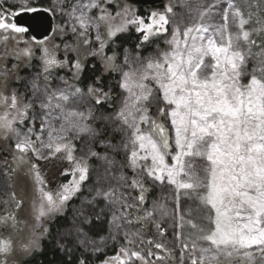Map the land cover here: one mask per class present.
Instances as JSON below:
<instances>
[{
	"label": "snow or ice",
	"instance_id": "6c2138e0",
	"mask_svg": "<svg viewBox=\"0 0 264 264\" xmlns=\"http://www.w3.org/2000/svg\"><path fill=\"white\" fill-rule=\"evenodd\" d=\"M110 4L115 11L105 6ZM176 6L184 11L173 25L171 17L177 14L172 4L151 12L146 22L117 0H75L67 15L76 41L64 43L60 58V45L48 37H33L24 48L8 51V43L19 44L29 31L17 17L50 9L33 0L10 5L0 0V61L12 57L30 63L33 44L41 53L39 70L27 81L30 98L16 89L8 92L7 63L0 69L5 80L0 138L14 141L11 172L27 165L41 185L29 236L0 235V264H19L20 256L38 248L36 230L48 233L45 218L63 213L85 188L88 195L75 210L72 228L60 238L74 237L80 246L99 252L89 235L94 226L106 222L113 240L123 231L126 244L101 264H153V256L175 264H264V0H227L226 8L221 0H177ZM130 26L141 33L138 50L171 28L167 48L149 56L126 50L117 63L120 54L107 55L105 48ZM53 31L66 34L61 26ZM93 43L98 47L82 57L79 48ZM88 57L99 58L100 69L88 65ZM18 68L19 63L13 64L11 71ZM61 69L72 73V82L57 75ZM85 72L91 73L90 82L80 87ZM112 72L120 76L119 95L105 83ZM55 80L62 86L53 87ZM76 142L84 143L80 156L75 155ZM29 153L36 160L63 154L73 165L72 179L56 192L45 191ZM92 160L99 164L93 166ZM157 188L169 191L149 202ZM11 196L21 209L23 201ZM166 219L173 221L178 256L176 248L152 240L147 243L166 257L134 250L136 239L143 243V227L154 225L163 235L167 229L161 221ZM22 224L15 212L0 216V226L17 233ZM79 264L89 262L81 258Z\"/></svg>",
	"mask_w": 264,
	"mask_h": 264
},
{
	"label": "rangeland",
	"instance_id": "374dc122",
	"mask_svg": "<svg viewBox=\"0 0 264 264\" xmlns=\"http://www.w3.org/2000/svg\"><path fill=\"white\" fill-rule=\"evenodd\" d=\"M41 1L46 2V5L38 6V7L43 8V9H50L49 12L54 18L52 31L50 35L48 36V38H50L52 42L60 45L57 55L60 58H63L64 43L65 42L74 43L76 41V36H74L70 31L73 21L70 20L69 16L67 15V12L71 10V6L75 3V0H63V3H60V0H33V3L35 6H37L36 5L37 2H41ZM14 2H16V0H8L9 5ZM117 2L120 4H125V2H123L122 0H117ZM237 2L240 4H243L244 0H237ZM169 4H172L174 6V12L177 14L171 17V19L173 20V25H175L176 23H180L181 14L183 13L184 10L176 6L177 0H163V2L157 7L143 8V10H141L140 8H137L136 6L132 4H128V5L133 9V11L136 12L138 16L144 17L147 22V18L149 17L151 12L163 11L164 8ZM105 6L108 7L109 10L111 11L116 10L115 4H110V5H105ZM221 7L222 8L227 7V0H221ZM59 8L64 9L63 14L61 13V11L55 10ZM93 14H98V12H96V10H93ZM215 19L217 22H219L220 17L216 16ZM187 22H188V18L187 16H185L184 23H187ZM57 26L64 27L66 30V34L60 35L54 32L53 30L56 29ZM181 26L183 27V25ZM103 31L104 30L102 28L101 29L102 34H103ZM130 31L139 35L136 41V45L140 44L141 39H142L141 33L135 30V26H130L127 32H130ZM127 32H124V33H127ZM170 33H171V28H169L168 34H162L158 37L152 38L149 43L142 45L139 50L137 49V47H127V46H124L120 50H117V47H116L117 43L115 42L114 45H111L110 47L105 48V53L107 55H112L113 51L118 52L120 55L117 60V63H122V56L126 50L132 54H136L137 52H139L141 56L155 55L157 54L158 49L165 50L167 48V45L164 43V41L166 39L171 38ZM95 34H96L95 29L91 30V38L93 41L95 40ZM120 34H123V33H120ZM25 41L31 42L32 38L25 34L24 37L20 40L19 44H17L15 41L8 43L7 50L11 51L13 48H16L17 50L22 49L25 46H27L24 43ZM259 42L260 40H258V43ZM32 47H33V50L35 51V57L32 59L30 63H28V61L24 58H22L18 62L12 57H10L6 62L0 61V69L4 67L5 63H7V68L9 69V74L7 78V91L10 92L12 89H16L20 93H25L28 98L31 97V92L28 91L27 81L31 79L34 76V74L39 70L40 61L38 58L41 55V53L38 50H36V46L34 44L32 45ZM96 47H98V44L96 43H93L88 48L81 46L79 48V54L82 57H85L87 56L88 52L91 49L96 48ZM2 50H4V44L0 43V51ZM69 56L71 58V57H74L75 54L69 53ZM16 63H19V68L16 71H11L12 65ZM86 63L88 65L97 63L99 69L101 67L99 58L94 59V58L88 57V59L86 60ZM57 75L63 76L69 79L70 82H72V73L68 69L58 70ZM17 76L23 79L17 80L16 79ZM119 80H120V76L116 72H112L108 74L105 78V83L111 84L113 89L115 88L114 93L116 95H119L121 92V90L118 87ZM89 82L90 81L88 79L86 81H81L79 86L85 87L86 84ZM4 83H5L4 78L0 77V91H4ZM115 83H116V87L113 86ZM59 86H62L60 84V81L55 80L53 83V87H59ZM117 104H118V101H117ZM2 111L3 109L0 108V112ZM36 127L38 129L39 127L38 122H37ZM116 139L119 140V136ZM13 144H14V141L4 140L3 138H0V216L4 215L6 212H15L18 219L26 222V224L21 225L23 230L20 233L15 232L10 227L4 228L3 226H0V235L8 236L9 233H11L14 238L19 239L21 236L27 238L29 236L30 231L32 230L33 226L36 223V221L34 220V215H33V202L35 201L37 205L39 204L40 193L38 192L37 189L38 187H41V185H38L35 183V178L32 174L29 173L27 165H25L21 169H18L15 172H11V169L15 168V164L13 163V154H14ZM76 148H77V151L75 155L80 156L84 148V143L76 142ZM29 156L31 157V153H29ZM31 158H32V162L38 165L40 175L42 179L44 180V184L42 185V187L44 188L45 191L56 192L59 190L62 184L68 183L72 179V176L70 174V169L73 167V165H71L66 159H63V154H60L57 157H53L47 160H36L35 157H31ZM119 158L120 157H118V159ZM5 161H7V164H5ZM90 163L93 166H97L99 164V162L96 160H92L90 161ZM66 170H67V174H65ZM88 184H91V181H89ZM161 191H163L164 193H167L169 189L167 188H164L163 190L159 188L155 189L149 195V202H151L152 199H155L159 195H161ZM11 193L16 194L17 200L23 201V207L21 209L17 210L15 208V202L12 199ZM87 195H88V192L85 188V190L82 192L80 196L73 198L72 200L68 202L63 213L56 214L55 216L51 218H45V220L43 221V227H47L48 233H49L50 223L58 216H65L66 224L64 226L59 227L54 234L56 243L66 244L68 240V242L74 245V248H76L77 250H81L83 253H86L89 256L94 257L95 254L98 252L93 251L91 246L85 249L84 247L80 246L76 242L74 237H69L66 240H62L60 238L63 234L67 233L72 228L75 210L80 206V201ZM161 224L163 228L167 229V231L163 235L159 233V231L155 228L154 225L149 224L143 227L142 229L143 243H141L140 239H136L135 244L132 245L134 250H142L145 253L148 250H151L159 256L166 257V253L163 250L155 249L154 244L147 243V241L152 240L156 243H162L168 248H176L177 249L176 255L178 256L179 255L178 244L174 240L173 228L171 227V225L173 224L172 219H166L164 221H161ZM104 225L106 228V233L101 234L96 238L92 236L91 231L89 232L90 238L94 239L97 242L96 246L101 249V251L99 252H102L107 245H110L115 242H117L118 245L121 244L119 248L122 245L126 244V241L123 236V231H121L119 234H116V239L113 240L109 238V231H110L109 226L107 225L106 222ZM137 227H139V225L133 226L131 230L135 231ZM36 231H37V236L39 237V241H38L39 247L34 250H38L40 248L42 239L46 238L48 235V233L41 235L42 229L38 228ZM101 237L104 238L103 241H101L100 239ZM27 256L28 255L20 256L19 264H21V262ZM150 259L153 261V264H175V262L169 261L167 259L157 260L156 256L150 257ZM97 264H101V262ZM135 264H141V262L136 261Z\"/></svg>",
	"mask_w": 264,
	"mask_h": 264
},
{
	"label": "trees",
	"instance_id": "16d2710c",
	"mask_svg": "<svg viewBox=\"0 0 264 264\" xmlns=\"http://www.w3.org/2000/svg\"><path fill=\"white\" fill-rule=\"evenodd\" d=\"M37 6H44L46 2H37ZM138 34L130 31L118 35V39L115 40L117 43V50H120L122 47H136V41L138 39ZM97 69H99L98 64H95ZM98 74V72H97ZM91 73L85 72L82 77V81L89 80ZM116 87V83L113 85ZM115 89V88H114ZM118 137V136H117ZM116 137V138H117ZM66 224L65 216H58L50 223V232L47 237L42 239L40 248L34 250L30 255H28L21 264H79L81 258H86L89 264H97L102 262L108 257H111L116 254L119 249L117 242L107 245L102 252H98L94 257L89 256L86 253H83L81 250L74 248V245L70 244L67 240V243H63L65 248L60 247V243H56L54 234L57 229ZM105 224V223H104ZM94 226L91 229V234L93 237H98L101 234L106 233L105 225ZM70 250V251H69Z\"/></svg>",
	"mask_w": 264,
	"mask_h": 264
},
{
	"label": "water",
	"instance_id": "95a60500",
	"mask_svg": "<svg viewBox=\"0 0 264 264\" xmlns=\"http://www.w3.org/2000/svg\"><path fill=\"white\" fill-rule=\"evenodd\" d=\"M134 4H153L161 2L162 0H126ZM17 22L23 26L28 27L27 32L32 38L41 40L48 37L52 31L53 17L49 11H39L36 13H22L17 17Z\"/></svg>",
	"mask_w": 264,
	"mask_h": 264
},
{
	"label": "flooded vegetation",
	"instance_id": "af4514ba",
	"mask_svg": "<svg viewBox=\"0 0 264 264\" xmlns=\"http://www.w3.org/2000/svg\"><path fill=\"white\" fill-rule=\"evenodd\" d=\"M123 2H125V3H128V4H132V5H134V6H136L137 8H140L141 10H143V8H152V7H157V6H159L162 2H163V0L161 1V2H158V3H153V4H134V3H131V2H128V1H126V0H122ZM41 9H43V8H41ZM50 13V12H49ZM53 17V16H52ZM53 23H54V18H53ZM53 27V26H52ZM26 35H28V36H30L28 33L26 34ZM50 35V34H49ZM31 37V36H30ZM32 38V37H31ZM44 39V38H43Z\"/></svg>",
	"mask_w": 264,
	"mask_h": 264
},
{
	"label": "bare ground",
	"instance_id": "6f19581e",
	"mask_svg": "<svg viewBox=\"0 0 264 264\" xmlns=\"http://www.w3.org/2000/svg\"><path fill=\"white\" fill-rule=\"evenodd\" d=\"M142 51V50H141Z\"/></svg>",
	"mask_w": 264,
	"mask_h": 264
}]
</instances>
